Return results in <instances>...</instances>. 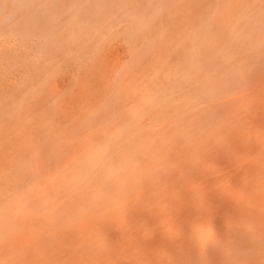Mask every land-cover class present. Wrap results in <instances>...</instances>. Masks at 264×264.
I'll return each instance as SVG.
<instances>
[{
	"label": "rangeland",
	"instance_id": "1",
	"mask_svg": "<svg viewBox=\"0 0 264 264\" xmlns=\"http://www.w3.org/2000/svg\"><path fill=\"white\" fill-rule=\"evenodd\" d=\"M95 1L39 0L18 9L12 0L13 18L0 12V253L11 249L0 264H17L42 237L46 218L48 224L71 214L73 228L60 239L65 247L95 225L96 216H76L83 210L73 209L72 194L106 186L90 163L104 147L165 139L177 148L185 139L175 130H191L197 140L201 128L218 125L225 136L212 141L231 164H241L238 148L263 140L264 0H106L101 11ZM114 154L112 162L121 164ZM211 186L223 196L244 193L225 181ZM131 217L119 214V229L98 242L112 245L118 264H139V249H147L125 232L138 221ZM45 245L54 264H73L69 255L79 254Z\"/></svg>",
	"mask_w": 264,
	"mask_h": 264
},
{
	"label": "bare ground",
	"instance_id": "2",
	"mask_svg": "<svg viewBox=\"0 0 264 264\" xmlns=\"http://www.w3.org/2000/svg\"><path fill=\"white\" fill-rule=\"evenodd\" d=\"M15 1L17 8L21 9L24 5H34L39 0ZM10 2L12 0H0V12L4 13L5 20H10L14 16L13 12H9ZM95 2L97 10H104L106 0ZM85 14L87 16V13ZM23 16L24 13H22ZM50 32L54 33V29ZM204 130L203 128L199 130L202 132L200 139L197 140L192 139L197 135H194L191 130H175V135L185 139L182 140L183 145L180 144L177 148L175 146L178 144L172 147V143L168 140L152 139L145 142H133L121 147L115 144L110 149L104 147L94 155L90 162L91 169L94 170L95 175L104 173L107 182L104 181L106 186L103 188H97V185V189L72 194L75 197L73 209L76 212L83 210L76 216H96L98 220L94 226L91 225V228L88 226L90 229L87 232L80 233L82 238L67 243L72 246L70 250L79 251L76 256L69 255L73 264H118L114 262L115 254L113 253L115 252L112 253L113 256L111 254L112 245L104 243V246H101L98 242L112 238L115 229L120 227L118 226L120 225L119 214L122 213L138 219V221L134 220L132 228L127 227L125 232L130 234V240L134 244L147 246V249L143 251L139 249V264H264V136L260 142H248L245 146L238 148L242 156L241 164H231L216 146V141H212L210 137L225 136L226 130L218 125L212 127L211 130ZM115 152L119 153L116 158L119 159L121 156V161L124 160L119 165H116L118 164L116 159L112 162ZM206 161L212 163L217 161L220 165L212 169L213 167L210 168L209 162ZM92 173L91 171L90 174ZM89 177L90 175L88 178L84 175L83 183L92 186L94 182ZM100 180H102L101 177ZM216 181L217 183L225 181L228 184H239L244 188V193L234 196L224 191L229 196H223L212 189L211 184ZM168 182H173V185H168ZM170 189L173 193L167 196ZM211 189L213 191L209 193ZM227 189L231 188L227 187ZM50 196L52 195L44 198V201L47 202ZM88 200L91 201L90 207L94 210L93 213H89L90 215L85 210L86 208L90 210L87 206ZM149 205L152 208L148 209ZM55 210L52 212L50 210V212L53 213ZM162 213L171 217L166 221H161L158 216ZM66 214L68 216L65 218H63L64 215L60 218L59 215L56 216L58 218H48L50 219L48 224L46 218L42 237L32 244L29 240V248L32 246V251L36 248L37 252L34 255L28 254L30 249L27 252L26 247L28 246H26L24 248L26 252L22 255L24 261L19 259L23 258L21 256L17 257L18 260L14 262L17 264H54L52 256H48L45 243L54 242L59 248L61 247L60 253L65 252L69 247L61 245L60 241L61 234L65 233L69 227L73 228L69 225L72 222L69 216L71 214L69 212ZM222 220L225 222L221 223ZM73 222L77 224L76 221ZM177 224L184 225V228L180 231L173 230ZM33 229L32 233L38 231ZM217 231L222 235L220 238L214 236ZM47 234L51 237H47ZM34 236L38 235L34 234ZM34 236L33 239H35ZM96 244L98 246L94 248ZM9 251L11 249L3 248L0 254ZM39 251H42V257H38ZM120 254L123 256L122 253ZM119 259L116 261L122 260V258ZM130 262L125 260L122 263L129 264Z\"/></svg>",
	"mask_w": 264,
	"mask_h": 264
}]
</instances>
